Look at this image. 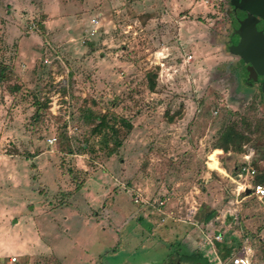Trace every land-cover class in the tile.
I'll use <instances>...</instances> for the list:
<instances>
[{
  "label": "rangeland",
  "instance_id": "1",
  "mask_svg": "<svg viewBox=\"0 0 264 264\" xmlns=\"http://www.w3.org/2000/svg\"><path fill=\"white\" fill-rule=\"evenodd\" d=\"M228 9L0 0V264H264V197L231 180L264 178V94Z\"/></svg>",
  "mask_w": 264,
  "mask_h": 264
},
{
  "label": "water",
  "instance_id": "2",
  "mask_svg": "<svg viewBox=\"0 0 264 264\" xmlns=\"http://www.w3.org/2000/svg\"><path fill=\"white\" fill-rule=\"evenodd\" d=\"M243 10H248L264 18V0H242L236 5ZM230 52L239 56L244 63L249 64V77L256 80L257 76L263 77L261 90L264 94V36L257 33L255 28L248 29L243 23L239 31L233 36ZM249 190L246 195H249Z\"/></svg>",
  "mask_w": 264,
  "mask_h": 264
},
{
  "label": "built area",
  "instance_id": "3",
  "mask_svg": "<svg viewBox=\"0 0 264 264\" xmlns=\"http://www.w3.org/2000/svg\"><path fill=\"white\" fill-rule=\"evenodd\" d=\"M55 141V137L49 138L47 140L48 144H53ZM246 160H248V157H245ZM219 160V157H218ZM235 176L234 179H231L233 183L236 184V188L234 191V194L237 198L238 197H256L258 199H262L264 197V185L263 184H254L252 185L250 183V179L255 177L256 171L248 166V162H245L241 164L235 171ZM249 190L250 194L246 195V191ZM164 202H158L159 206H162ZM194 215V214H193ZM197 224L196 222H194ZM210 225L213 227V224L210 223ZM210 230H207V232ZM211 234V233H210ZM223 236L222 235H217L207 237L205 243L208 245L213 246L215 242L217 241H222ZM251 249H245L242 251V255H233L229 257L228 260L225 262L229 261V264H255ZM12 262L16 261L15 258L11 259ZM221 263L220 261H218Z\"/></svg>",
  "mask_w": 264,
  "mask_h": 264
},
{
  "label": "flooded vegetation",
  "instance_id": "4",
  "mask_svg": "<svg viewBox=\"0 0 264 264\" xmlns=\"http://www.w3.org/2000/svg\"><path fill=\"white\" fill-rule=\"evenodd\" d=\"M227 2L229 4L228 13L231 15L232 24H233L232 35L230 36V39H229L230 41L233 39V36L236 34L237 29L240 28L243 23L246 25L248 29L255 28L257 33H261L264 36V18L248 10H243L239 7H236V5L241 4L242 0H227ZM240 60L245 65L247 72H248L249 64L244 63L241 58ZM248 77H249V73H248ZM258 77L256 80H253V78L251 79L250 77L249 79L253 82L259 83L260 90H261V84L263 82V77L261 76H258ZM168 264H190V263H186L182 261H176V262L173 261L172 263H168Z\"/></svg>",
  "mask_w": 264,
  "mask_h": 264
},
{
  "label": "trees",
  "instance_id": "5",
  "mask_svg": "<svg viewBox=\"0 0 264 264\" xmlns=\"http://www.w3.org/2000/svg\"><path fill=\"white\" fill-rule=\"evenodd\" d=\"M64 86H61V87H59L58 88V90H61L62 88H63ZM107 122H106V120H105V118L103 117L102 118V122H101V126H104V127H108L107 126V124H106ZM123 123H125L124 124V126H126L127 128H129L130 127V125L129 124H127V122H124L123 121ZM109 129L111 130V132L113 133V134H117L116 132L117 131H115L114 130V127L113 126H109ZM114 135V136H115ZM240 138V137H239ZM241 139V138H240ZM223 141H224V143L227 145V144H229L230 142H234V141H237V135L236 134H233V133H229V134H227L226 136H225V138L223 139ZM115 142V145L113 146V148L112 149H110V154H114L115 153V151H116V149H115V147H118L119 146V142H117L116 140L114 141ZM229 149V148H228ZM255 177H256V175H255ZM264 182V178L263 177H261L260 179H259V182L258 181H256V184H262ZM183 257H185L186 258V260H184V262L185 261H187V262H189V260L190 261H193V263L194 264H201V258L200 257H194V256H190V255H184ZM225 256H222V258H224Z\"/></svg>",
  "mask_w": 264,
  "mask_h": 264
},
{
  "label": "crops",
  "instance_id": "6",
  "mask_svg": "<svg viewBox=\"0 0 264 264\" xmlns=\"http://www.w3.org/2000/svg\"><path fill=\"white\" fill-rule=\"evenodd\" d=\"M235 173H236V172H235ZM196 209H197V208H195V212H194V215H193L194 217L196 216ZM192 210H193V209H192ZM194 217H192V218H194ZM189 239H191V238H190V235L188 236V240H189Z\"/></svg>",
  "mask_w": 264,
  "mask_h": 264
}]
</instances>
